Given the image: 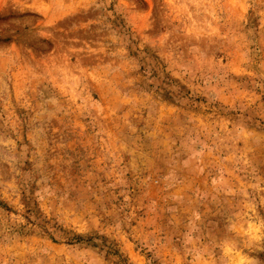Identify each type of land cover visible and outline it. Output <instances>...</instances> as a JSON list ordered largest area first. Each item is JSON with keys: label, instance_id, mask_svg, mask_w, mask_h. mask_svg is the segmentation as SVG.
Returning <instances> with one entry per match:
<instances>
[{"label": "rangeland", "instance_id": "374dc122", "mask_svg": "<svg viewBox=\"0 0 264 264\" xmlns=\"http://www.w3.org/2000/svg\"><path fill=\"white\" fill-rule=\"evenodd\" d=\"M0 264H264V0H0Z\"/></svg>", "mask_w": 264, "mask_h": 264}]
</instances>
